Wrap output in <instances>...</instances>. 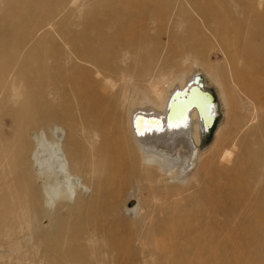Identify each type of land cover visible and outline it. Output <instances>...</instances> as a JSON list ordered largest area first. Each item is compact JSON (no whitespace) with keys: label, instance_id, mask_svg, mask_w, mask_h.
<instances>
[{"label":"bare ground","instance_id":"bare-ground-1","mask_svg":"<svg viewBox=\"0 0 264 264\" xmlns=\"http://www.w3.org/2000/svg\"><path fill=\"white\" fill-rule=\"evenodd\" d=\"M56 1L6 0L11 13L0 16V229L28 230L24 238L32 240L37 264L79 259L93 230L113 238L127 214L134 221L126 226L140 244L148 232L137 203L121 213L119 202L106 201L99 225L72 221L71 213L86 207L79 204L82 196L101 182L143 168L174 184L158 240L178 243L189 231L204 233L205 253L196 256L207 262L216 250L226 254L225 244L212 245L214 232L205 228L216 223L228 237L235 231L236 264H242L245 233L252 229L246 217L264 219V192L253 211L246 203L264 178V153L242 139L225 142L220 128L212 151L202 156L204 124L213 123L216 105L198 88V75L183 84L190 71L183 66L190 60L200 65L211 80L223 81L244 99L237 103L241 109L258 115L264 90L250 76L264 75V46L255 42L264 39V0H84L78 11ZM46 3L47 15L35 19ZM18 33H31V44H15ZM210 49L226 66L205 63ZM231 52L242 65L229 58ZM198 108L208 112L204 124ZM263 127L259 122L238 137ZM257 138L253 144H264L263 131ZM42 189L46 203H56L54 214L41 202ZM24 196L27 204H13ZM25 209L27 215L10 216ZM217 264H231L230 258Z\"/></svg>","mask_w":264,"mask_h":264},{"label":"rangeland","instance_id":"rangeland-1","mask_svg":"<svg viewBox=\"0 0 264 264\" xmlns=\"http://www.w3.org/2000/svg\"><path fill=\"white\" fill-rule=\"evenodd\" d=\"M30 1L33 0H16V4L22 5L24 3H30ZM83 1L84 0H57L56 2H65L64 4L69 3L73 8L76 7L74 9L78 11ZM6 4V0H0V16L9 18L8 16L11 11L7 9L8 6H6ZM46 7L47 3L45 6H40L36 12L35 19L43 18L47 15L48 12ZM4 8H6V11H4ZM2 11L6 13L5 16L1 13ZM54 12H56V10H53L52 14H54ZM2 17H0V20H2ZM23 20L24 17L21 15L16 19V22L20 23L23 22ZM259 29H264V22L261 21ZM150 33L154 34L153 31ZM18 39H24V43L28 41L31 44L32 42L30 40L31 33H18L16 35L13 41L15 44L20 45ZM161 41H164V39L161 38ZM255 42L264 46V39H256ZM213 52V49L209 50V53H211L210 58L203 55L204 61L207 59L205 63H209L213 66L216 65L219 68H221L222 65L226 66L221 55H212ZM228 56L229 58H233L236 63L241 64V60L237 59V55L234 52L229 53ZM262 59H264V56ZM252 63L254 64L256 62L253 61ZM29 68H35V65L32 64ZM183 68L190 69V71L186 73L183 84L189 82L194 75H199L205 90L212 95L213 103L216 105L215 119L212 125L206 129L201 136L202 140L199 151L202 153V156L212 151L210 146L216 131L220 128H222L226 134L225 142L242 139L241 141L249 143L252 150L258 149L260 152L264 153V144H262V142H257V145L252 143L255 138L256 141L258 140V134H261L262 131L264 132V127L260 128L258 132L253 133L254 135L244 136L242 134L238 137L239 132L246 130V133L249 134L251 133L250 127L253 126L254 128L257 123L264 122V109L258 111V115L246 109H241L237 103L239 101H241L240 103L244 102V99H238L235 94L230 91L229 85L228 87L223 86L225 85L223 81L219 84L211 80L200 68V65L197 66L193 64L192 60L188 61ZM250 77L260 82L262 90H264V75L257 73ZM177 86H179V82L173 84L170 91ZM259 95H264V91L260 92ZM250 113L252 115L249 116ZM173 185L171 179L167 180L163 175L152 176L143 168L132 171L125 170L101 182L98 186V190L92 191L87 196H82V201L79 204L83 205L86 203V207L80 209L79 212L75 211L71 213L72 221L82 222L86 219V222L99 225L103 217L106 216L104 208V203L106 201L112 200L119 202V212L121 213H124L123 210L125 208L134 206L137 203L136 211L139 217L142 215L146 216L145 229L148 232V236L142 240V243H140L142 245L134 240L137 237L136 232L133 229L130 231L126 226L128 222L134 221V218H131L130 215L127 214L125 215L127 221L124 222V224H126L117 223V230L114 237H109L115 244L113 249L108 246V242L110 241L106 239L103 231L93 230V241L84 244L82 253L79 255L80 258L69 262L63 261L59 264H217L220 259L225 256L230 258L231 264H236V259L238 258V244L236 234L234 233L235 231H232L231 235L228 237L225 231L221 230V225L216 223L205 225V228L212 229L214 232L215 241L212 240V242H214L212 245H216L218 248L220 246H218L217 243L220 241L225 244L226 254L221 252V250H216L217 252L211 255V258L207 260L208 263L205 261L206 258L199 260L198 257L205 253L204 246L208 239L204 233L199 234V231L195 233L189 231L186 234L187 238L178 243H171L170 241L161 242L156 238L155 232L159 228H164L167 223L163 210L164 205L170 201L169 193ZM22 186L25 188L27 185L24 184ZM255 189L256 188H252L246 201L247 205L250 207L248 211H253L257 194L264 192V178L260 185L257 186V189ZM41 193L43 195L41 202L44 208L50 211L51 214H54V206L56 203L47 204L48 197L45 190L42 189ZM24 202L27 204V196H24V198L13 204L21 205ZM19 213L28 214L27 209L13 210L10 216L14 217ZM183 214H186V212ZM243 218L245 219V217ZM246 218H248L246 223L249 224L252 229H249L245 233V241L242 249L244 252L242 264H264V230L260 231L264 226V219L262 222L261 218L255 216H253V218ZM233 219L234 217L231 215L228 224H231ZM41 223L45 225L47 220L43 219ZM105 223L106 220L104 221V224ZM27 233L28 230L26 229H23L21 232L17 231L11 233H8L6 228L0 229V264H37L34 258V244L32 240L24 238V235ZM196 254L198 256H196ZM43 264H48L46 259H44Z\"/></svg>","mask_w":264,"mask_h":264},{"label":"water","instance_id":"water-1","mask_svg":"<svg viewBox=\"0 0 264 264\" xmlns=\"http://www.w3.org/2000/svg\"><path fill=\"white\" fill-rule=\"evenodd\" d=\"M197 80H198V82H196V83L198 84V88L200 89V91H201L203 94H210L208 91L202 89L203 84H202V80H201V78H200L199 75H198ZM195 86H196V85L192 86L191 88H193V87H195ZM191 88H190V90H191ZM190 90L188 91V93L190 92ZM212 98H213V97H212ZM212 103H213V101H212ZM192 106H195V105L193 104ZM192 106H190V108H191ZM198 111H199L200 116H201V121H202V123L204 124V122H206V120H204V117H202V114H204L203 112L205 111V114H204V115H208V114H207L208 112H206V108H204V109H199V108H198ZM211 123H212V120H211V122H210L209 124H206V125L204 124L205 129H208V128L212 125Z\"/></svg>","mask_w":264,"mask_h":264}]
</instances>
